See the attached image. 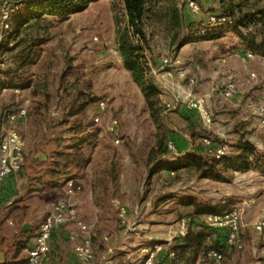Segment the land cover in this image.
<instances>
[{
  "label": "rangeland",
  "instance_id": "rangeland-1",
  "mask_svg": "<svg viewBox=\"0 0 264 264\" xmlns=\"http://www.w3.org/2000/svg\"><path fill=\"white\" fill-rule=\"evenodd\" d=\"M194 1L199 11H193L188 0H144L145 13L139 24L144 37H140L129 23L124 0L92 1L66 14L42 12L20 26L17 20L26 16L31 4L43 0H0V72L17 66L19 52L32 54L33 50L31 64L19 71L26 80L43 84L37 94L31 92L35 85L20 93L2 89L0 135L6 131L2 127L7 129L10 124L8 112L18 103L41 104L43 121L20 131L25 147L29 144L36 155V148L49 153L58 148L76 152L72 162L73 176L82 186L75 197L79 217L98 226L91 262L78 261L75 243L60 238L58 247L65 264H142L147 249L159 244L168 250L174 238L183 235V227L187 232L198 202L217 207L219 213L236 211L240 239L236 246L227 243V227L215 226L208 219L213 213L196 216L194 220L207 225L213 238L221 242L223 255L218 262L208 253L196 264H264V230L257 228L264 213V172L250 166L248 171L231 169L222 178L203 174L189 161L194 150L189 153L180 145L178 148L180 143L174 138L183 144L178 131L189 134L192 128L196 133L193 148L201 150L198 133L205 131L204 124L187 99L194 81V91L204 96V104L214 116V129L209 131L229 145L230 155L236 153V136L229 137L234 129L244 130L241 136L262 146L256 148L264 152V126H260L258 112V106L264 105V54L244 61L238 58L235 24L211 26L208 17L217 1ZM232 1L259 5L258 0ZM175 8L181 26L174 24ZM260 28L243 30L251 37L261 35ZM202 29L207 32L202 34ZM123 38L141 46L137 55L146 71L145 80L158 89L150 96L153 105L149 106L146 93L124 64L119 51ZM223 40L233 44L227 47ZM250 72L256 77L250 78ZM229 76L240 84V106L222 96ZM102 100L106 101L104 109ZM234 108L237 111L232 114ZM98 115L99 122L95 121ZM166 140L176 144V153L166 147ZM92 176L98 182L99 205L86 189L91 188ZM64 183L39 191L30 201L24 198L22 210L17 211L27 212V216L19 222H32L38 231L52 202L64 195ZM25 191L21 186L22 194ZM16 198L12 193L10 200ZM61 228L68 233L75 225Z\"/></svg>",
  "mask_w": 264,
  "mask_h": 264
},
{
  "label": "trees",
  "instance_id": "trees-1",
  "mask_svg": "<svg viewBox=\"0 0 264 264\" xmlns=\"http://www.w3.org/2000/svg\"><path fill=\"white\" fill-rule=\"evenodd\" d=\"M92 1L97 0H43L42 3L31 4V6L29 7V11L26 13V16H22V18L20 17L17 22L20 26L21 23L25 22L29 17H32L33 15L38 16L42 12H49L51 14H66L70 11L81 10ZM217 3L218 6L216 8H213L212 12L221 13L223 15L231 17L233 19V24H235L234 29L240 34V36L242 35V38L244 37L242 31H240L238 28L239 25H244L246 27L254 25V27L256 28L261 25L260 34L264 35V6L260 8L258 7V9L256 8V10L249 9L248 11H243L242 7L244 3L242 2L236 3L232 0H220L217 1ZM124 6L129 23L133 27V29H135V35L144 37L143 30L139 27V24L142 21L145 13L144 0H124ZM173 11L174 24H176L177 26H181V16L178 10L175 8ZM18 25L16 27H19ZM244 39H246L245 43L250 50H253L256 53L264 54V40L262 42H258L256 40H250L249 38ZM119 44V51L123 56L125 66L132 72L135 80L139 83L142 90L146 93V100L147 103L149 102V106L153 105V102L150 103V96L157 89V87L152 82H148L145 80L144 74L146 73V71L144 66L141 65L139 56L137 55L139 50H141V46L134 44L128 38H123ZM33 53V50L32 54L31 51L19 52V55L17 57V66H15L14 68L1 70L0 92L2 91V89H5L7 87L15 90L30 88L33 85L35 86L31 90L32 94H37L39 91L43 90V84H40V82H36V80H26L23 76L24 72L19 71L21 67L25 68L31 64L33 60ZM21 105H23V102L18 103L13 110L18 109ZM46 107L47 103L45 104L44 108ZM42 108L43 107H41V104L35 103V105L33 106L27 104V113L25 117L28 120V125L31 124L35 126V124L43 121L39 117V113L42 111ZM198 119L200 120L201 118L198 116ZM200 121L202 123V120ZM204 130L205 131L203 133H198V136H200V138L209 135L212 138L213 142L218 144L222 142L219 137H216L211 134V132L207 131V128L204 127ZM189 134L192 137H196V133L192 128L191 130L189 129ZM32 138L33 137H31V139ZM84 138L85 136L81 141L82 144L85 142ZM201 143V150L197 151L196 148H193L194 151L191 154L192 158L189 161L192 165L195 166L196 170L203 174L210 173L213 175H219L218 177L222 178V174L231 169L246 170L250 166H254L256 169L264 172V152L258 151L256 146L245 139L244 136H238L237 142L235 144L236 153L234 155H230L229 152L228 154L220 158L209 154L206 145L202 141ZM28 149L29 148H25L26 160L21 171L24 170L27 174H29L28 177L32 179V185L36 184L38 185V189H40L41 186L45 185L48 187L59 186L62 182L70 178L74 179L77 182V180L73 176V169L75 168V165L73 166L72 162L76 156V152H65L61 148H58L57 150H53L51 153H49V151L47 152L45 148H40L45 152V155L47 157L46 160L41 161L39 159L40 156L33 158L36 153L33 154L32 149H29L28 152ZM36 149L37 151L40 150L38 148ZM38 165H42L43 167L41 169H38ZM91 183V196L93 198V201L99 205L101 203V199L98 197V182L96 183V180L95 178H93V176ZM194 207V214L188 226L187 232L184 235L175 237L173 242L169 245L167 253H174V256L171 258V264H196L197 262H200V260H205L207 258V254L211 249H217L220 252L222 251V245L219 244L221 242L213 238L214 232L208 231L209 228L207 225L203 224L200 221L194 220L196 216L204 213H219V211L217 212V207L212 206L209 203L201 202L196 203ZM193 225H195V227ZM91 227L95 248V241L98 237V226L95 223V225H92ZM58 230L59 229H57V231ZM25 246L28 247V240L24 241V243L19 247L18 251H20V249ZM24 259H21V261H19L20 263L18 262L13 264H23V262H25Z\"/></svg>",
  "mask_w": 264,
  "mask_h": 264
},
{
  "label": "built area",
  "instance_id": "built-area-1",
  "mask_svg": "<svg viewBox=\"0 0 264 264\" xmlns=\"http://www.w3.org/2000/svg\"><path fill=\"white\" fill-rule=\"evenodd\" d=\"M188 5L193 11L200 10L199 4L194 0H188ZM6 18L7 13H4L2 21L4 22ZM208 20L211 26L216 24H227L228 22L233 23L231 17L221 13L210 14ZM6 26L8 27L9 24L6 23ZM206 32L205 29L201 30L202 34ZM253 56V52L249 51L248 57ZM249 74L252 79L256 77L255 72H250ZM193 82L194 81L190 82L188 88L187 99L189 106L197 110L204 127L207 128L208 131L213 130L215 125L214 116L212 112L206 108L204 96H198L194 91L192 87ZM15 91L18 93L21 92L20 89H15ZM241 93L242 90L239 83L235 78L229 76L222 88L223 97L228 100ZM176 101H178V99ZM27 104L28 102L25 101L18 109L11 110L7 114L10 125L6 131L0 135V184L8 176L19 173L25 164V138L17 125L26 116ZM168 106L170 107L169 103ZM100 107L104 109L106 107V101L102 100L100 102ZM258 112L260 115V123L264 126V105L258 106ZM95 121H100L99 115L95 117ZM201 140L212 156L220 158L230 152L228 144L225 142L219 144L215 143L209 135L203 136ZM167 148L173 153L177 151L174 142L171 140L167 142ZM62 190L64 195L52 202L50 212L42 222L35 237L34 245L28 250L27 259L23 264H44V260L51 249V240L54 232L70 224L75 225V229L69 232V240L75 243L74 250L77 259L84 263L94 260L95 248L92 238V227L79 217L77 202L75 201V197L82 190V186L74 179L70 178L65 181ZM121 209L124 211V207H121ZM208 219L212 221V224L215 226L227 227V243L235 246L239 243V225L236 211L213 213L208 215ZM257 228L264 230V213L257 224ZM180 233L184 235L186 233V228L183 227ZM160 250H162V245L159 244H155L154 248L147 249V255L142 264H156V253ZM109 251L111 252L112 249ZM170 254L173 255L174 253L170 252ZM209 255L218 262L223 258L222 253L217 249H211Z\"/></svg>",
  "mask_w": 264,
  "mask_h": 264
},
{
  "label": "crops",
  "instance_id": "crops-1",
  "mask_svg": "<svg viewBox=\"0 0 264 264\" xmlns=\"http://www.w3.org/2000/svg\"><path fill=\"white\" fill-rule=\"evenodd\" d=\"M244 3V2H243ZM258 4L256 5L254 4V2H252L251 4H246L244 3L242 9L243 11H248L249 9L251 10H256V8L258 9V7H263L264 3L261 0H258ZM261 26V25H259ZM254 27V25H250L248 27L244 26V25H239L238 28L240 31H242L243 33V37L245 35V38H249L250 40H256L258 42H262L264 40L263 35H251V37L248 36V34H246L244 32L243 29H248ZM239 33H234L233 36V41L234 43L237 45V53L235 54L238 58H241L243 61L246 59H250L253 57H256V53L253 50H250L249 47L246 45V39L242 38V35L240 36ZM253 34V33H252ZM225 41V43L228 45L227 47H229L230 45H232L233 43L229 42L228 40H223ZM228 41V42H227ZM252 51L254 56L253 57H248V52ZM240 85V84H239ZM222 93V91H221ZM223 96V95H222ZM240 95H237L236 97L232 98V99H224L226 101H229L232 103L233 106H240V104L238 102H240ZM236 108H234L232 110V112L237 111L235 110ZM225 111H228V109H224ZM234 112L232 114H234ZM243 119H248L247 117H244ZM9 122V121H8ZM10 125V124H9ZM18 126H20L19 130L22 131L23 128H28V120L26 117H24L19 123ZM260 126L262 127L263 125ZM6 126L2 127V130H6L5 129ZM233 134H231L229 137L231 136H236L235 139L238 138V136H241V134H243V131L240 130V132H237V129L232 130ZM217 133V131H215ZM22 133V132H21ZM178 137L179 138H183V144H181V142L179 141V139L177 137H174L176 139V141H178V148L180 145V148H183L184 150H187V152L189 151V153L193 150V141H192V136H190L187 133H182L178 131ZM221 135V134H220ZM222 136V135H221ZM234 138V137H233ZM175 144V143H174ZM28 148H29V144ZM26 145V146H27ZM176 146V144H175ZM257 147H259L260 145H256ZM262 148V146H260ZM27 148V147H25ZM264 148V147H263ZM30 150H33L32 148H29ZM177 149V146H176ZM47 152L49 150L45 149ZM35 152L33 151V154ZM40 156V160H46V155L45 152L43 150H38L37 151V155L35 154L33 156V158ZM41 166V165H40ZM37 168H39V166H37ZM248 171V169L246 170ZM245 171V172H246ZM20 173H22V177L18 178L16 177V174L10 175L8 176L1 184H0V264H13V263H18L19 261H21V259H24V261H26L27 256H28V248H30L31 246L34 245L35 242V237L38 233L37 228L35 227V225L32 222H29L27 220H22L19 222V220L22 217L27 216V212H25V214L22 212V214L19 213V211L17 210H22V203H23V199L26 198L27 201H30V197H32L34 194L38 193L39 191H48L49 187L48 186H41L40 189H38V185H32V179H30L28 176L29 174H27L24 170L21 171ZM89 181H87V186H89ZM21 186H24L26 191L21 192ZM87 190H91V188H86ZM15 192L16 198L15 200H10V196H12V193ZM21 193V195H19ZM89 195L90 198H92L91 196V192L89 191ZM26 203H30V202H26ZM29 222L30 223V229L28 231H24L22 229V226ZM31 225H34L31 227ZM63 228H60L57 231L54 232L52 240H51V249L48 253V255L46 256L45 260H44V264H65L64 261H62L63 259V255L61 250L59 249V242L61 239V237H65L66 239L69 240V232H64ZM176 235V234H175ZM28 240V247H22L19 250V247L24 243V241ZM72 242V241H71ZM74 243V242H73ZM110 252V251H109ZM66 254V253H65ZM76 256V254H75ZM77 259V257H76ZM158 261V264H171V257L168 255L167 250H162L161 252L158 253V257L156 258ZM78 260V259H77ZM79 261V260H78ZM20 263V262H19ZM24 263V262H23Z\"/></svg>",
  "mask_w": 264,
  "mask_h": 264
},
{
  "label": "water",
  "instance_id": "water-1",
  "mask_svg": "<svg viewBox=\"0 0 264 264\" xmlns=\"http://www.w3.org/2000/svg\"><path fill=\"white\" fill-rule=\"evenodd\" d=\"M22 229H23L24 231H28V230L30 229V223H29V222L25 223V224L22 226Z\"/></svg>",
  "mask_w": 264,
  "mask_h": 264
}]
</instances>
